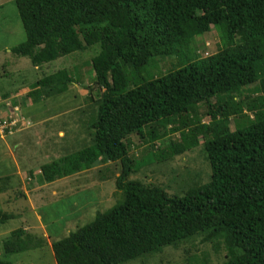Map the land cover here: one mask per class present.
<instances>
[{
  "label": "trees",
  "instance_id": "1",
  "mask_svg": "<svg viewBox=\"0 0 264 264\" xmlns=\"http://www.w3.org/2000/svg\"><path fill=\"white\" fill-rule=\"evenodd\" d=\"M14 3L25 39L10 50L34 66L98 47L90 65L95 85L103 90L91 124L92 143L41 164V180L80 178L83 171L107 162H117L120 170L114 180L120 200L52 241L55 263L122 264L201 235L203 241L224 246L223 264H264V0ZM211 26L220 32L222 48L198 58L191 40ZM157 57H176L180 65L148 77L145 69ZM73 82L60 69L33 82L29 93L56 96ZM253 82H258V95H243V87ZM200 103L208 122L193 112ZM191 113L195 117H188ZM230 115L236 118L232 129ZM176 132L178 138L157 147ZM130 134L156 152L132 158ZM200 142L210 171L205 183L169 195L133 177L153 160L173 158ZM20 172L24 174L23 167ZM11 218L0 211V224ZM23 234L22 228L10 232L3 244L7 255L30 249L32 239L23 241ZM42 243L37 238L35 245ZM0 264L12 263L0 258Z\"/></svg>",
  "mask_w": 264,
  "mask_h": 264
},
{
  "label": "rangeland",
  "instance_id": "2",
  "mask_svg": "<svg viewBox=\"0 0 264 264\" xmlns=\"http://www.w3.org/2000/svg\"><path fill=\"white\" fill-rule=\"evenodd\" d=\"M24 39L25 33L14 0H0V87L12 92L10 97H17L22 116L29 120V123H20L27 126L22 127L24 129L0 137V211L13 215V218L0 224V258L9 259L12 264H56L51 242L90 222L97 212L106 210L120 200L121 195L114 181L120 170L117 162L94 166L80 173L77 184L73 183L74 180L69 181L66 185L68 191L60 183L63 179L53 182L41 180V164L92 143L94 131L91 124L103 90L95 85L90 65V59L97 53L98 47L93 45L37 67L27 56L17 55L10 50ZM191 46L198 58L214 54L222 48L220 32L211 26L207 32L194 37ZM179 65L176 57H157L150 62L145 72L148 77L155 78ZM60 69H66L75 81L69 84L64 93L56 96L44 93L39 97L30 95L33 82ZM7 75L9 79L5 77ZM257 85L258 82H253L244 86L243 95L257 96ZM6 104L10 107L9 102ZM1 111L7 113L0 105ZM193 112L197 113L201 122L210 120L203 103ZM233 116L229 117L231 129L236 121ZM188 117L195 116L191 113ZM28 120L23 119L24 122ZM178 137V132L171 134L160 141L161 146L157 147H165L170 138ZM66 138L69 146L63 149V146L58 145ZM58 139L61 142H56ZM128 140L129 154L136 160L148 158L150 152H156V147L142 143L136 134H130ZM22 148H25L24 152L15 154L19 164L25 158L24 163L20 164L25 172L19 174L10 152ZM209 176L202 142L173 158L162 162L153 160L133 175L144 183L162 187L169 195H181L188 186L208 181ZM30 188H35L32 193ZM42 217H45L44 222ZM15 228H22L23 241H27L28 237L32 239L27 243L30 249L7 255L3 244ZM37 238L42 239L40 246L35 245ZM204 256L208 260L203 259ZM225 258L226 251L222 244L203 241L202 236L197 235L122 264H193L194 260L197 264H223Z\"/></svg>",
  "mask_w": 264,
  "mask_h": 264
},
{
  "label": "clouds",
  "instance_id": "3",
  "mask_svg": "<svg viewBox=\"0 0 264 264\" xmlns=\"http://www.w3.org/2000/svg\"><path fill=\"white\" fill-rule=\"evenodd\" d=\"M4 73V72H3ZM19 89V88H18ZM15 91H17V89H15ZM9 93L6 94L4 97L0 98V105L3 106V108L6 109L7 113H3L1 111L0 113V117L1 119H5V120H8L9 122H11V119H15L16 121V124L12 127V131L11 132H5L3 135H0L1 136H5V134L8 135H12L14 134L16 131H20L21 129H24L22 128L21 126H24V124H20V123H29V120L25 118H23L22 116V111L19 109V104H17V100L16 98L17 97H10L12 96V92L8 91ZM14 92V91H13ZM16 94V92H14ZM5 100H7L10 104V107L6 104L8 103L7 101L5 102ZM11 115V118H9L8 116ZM23 119L25 120H28V121H23ZM26 126V125H25ZM27 127V126H26Z\"/></svg>",
  "mask_w": 264,
  "mask_h": 264
},
{
  "label": "crops",
  "instance_id": "4",
  "mask_svg": "<svg viewBox=\"0 0 264 264\" xmlns=\"http://www.w3.org/2000/svg\"><path fill=\"white\" fill-rule=\"evenodd\" d=\"M5 77H7L8 79H9V76L7 75V76H5ZM9 90H6V89H3L2 88V86L0 87V98H2V97H4L6 94H8L9 92H8ZM18 92V91H17ZM11 95H13V93L11 94ZM25 126V125H24ZM24 126H21V127H24ZM22 130V129H21ZM67 135H69V134H67ZM72 136H74V135H72ZM70 137V136H69ZM68 137V138H69ZM13 141H14V139H13ZM56 142H61V139H58ZM58 146H63V149L65 148V147H68L69 146V142H68V139L66 138L65 140H63V142H61ZM20 151V152H19ZM19 151H11L10 152V154L13 156V160H14V162H15V164H16V167L19 169V171L17 172V173H19V174H21V172H20V167H22L20 164H23L24 163V160H25V158H22V160H20L19 162H20V164L18 163V160H17V158H16V156H15V154H20V153H22V152H24L25 151V148H22V149H20ZM44 156L46 157V156H48L47 154H44ZM61 156V155H60ZM86 171V170H85ZM84 172V171H83ZM79 177V175H74V176H71V177H61V178H57V179H63V181H60V180H58V181H60V183H62V184H64V186H65V191H68L67 189H66V185H67V183L69 182V181H73V180H76L77 178ZM53 182V181H52ZM35 188H30V190H31V193L33 192L32 190H34Z\"/></svg>",
  "mask_w": 264,
  "mask_h": 264
},
{
  "label": "built area",
  "instance_id": "5",
  "mask_svg": "<svg viewBox=\"0 0 264 264\" xmlns=\"http://www.w3.org/2000/svg\"><path fill=\"white\" fill-rule=\"evenodd\" d=\"M11 118V115L8 116ZM15 119H11V122L0 117V135H3L6 131L11 132L12 127L16 124Z\"/></svg>",
  "mask_w": 264,
  "mask_h": 264
}]
</instances>
